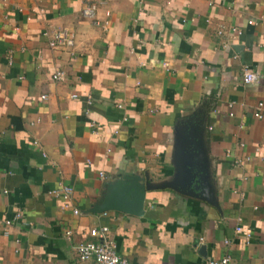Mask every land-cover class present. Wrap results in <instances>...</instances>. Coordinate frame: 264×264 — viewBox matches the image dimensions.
<instances>
[{
    "label": "crops",
    "instance_id": "crops-1",
    "mask_svg": "<svg viewBox=\"0 0 264 264\" xmlns=\"http://www.w3.org/2000/svg\"><path fill=\"white\" fill-rule=\"evenodd\" d=\"M180 164L211 202L159 187ZM133 177L142 216L95 211ZM101 227L132 264H264V0H0V264H95L74 247Z\"/></svg>",
    "mask_w": 264,
    "mask_h": 264
},
{
    "label": "built area",
    "instance_id": "built-area-1",
    "mask_svg": "<svg viewBox=\"0 0 264 264\" xmlns=\"http://www.w3.org/2000/svg\"><path fill=\"white\" fill-rule=\"evenodd\" d=\"M97 6L94 2L88 1L85 3L84 7L81 10V15L84 18L93 20V23L97 26L100 25V22L95 19ZM233 33L237 32V34H240V31H238L236 28H232L231 30ZM219 34H222L223 31L219 30ZM48 46L51 49H59L63 51L70 52L75 47V37L74 34L66 29H58L52 33V36L48 42ZM163 67H165V64H163ZM52 81L54 82H64L65 81V75L61 71H56L51 76ZM243 82L245 84H252L258 82V77L255 72L249 71L248 69H244L243 71ZM74 98L75 96L72 95ZM45 96H42L41 99H45ZM87 104H91V97L88 96L87 98ZM262 107L263 103H258L254 116L257 119L262 118ZM91 126L94 127V124L91 123ZM242 146V145H241ZM242 163L241 160H234L233 166H240ZM100 176L102 177L103 174L100 173ZM73 190L70 186L60 183L57 188L51 191V195L54 197H58L63 200L64 207H68L69 200L71 199ZM73 214L78 215L79 212L77 209H73ZM21 214L19 212H16L11 218V220H6L5 225L10 226L13 222H16L20 220ZM238 226L236 227V231L239 232L241 230V218H237ZM108 229L106 227H101L99 229H92L90 230V236L93 238H96V242H80L78 243L74 248L77 253L78 259L80 261H90L92 260L95 264H132L128 259L120 257L116 253L115 245L113 242L109 241L106 237ZM71 231H67L65 233L66 237L69 238L71 236ZM248 238V235H247ZM225 244L228 243V240H224ZM231 257L229 254H225L223 257L218 259H211L204 262V264H230Z\"/></svg>",
    "mask_w": 264,
    "mask_h": 264
},
{
    "label": "water",
    "instance_id": "water-1",
    "mask_svg": "<svg viewBox=\"0 0 264 264\" xmlns=\"http://www.w3.org/2000/svg\"><path fill=\"white\" fill-rule=\"evenodd\" d=\"M185 165L184 169L182 168L181 164L179 165V168H177L178 176H180L179 182L169 184L167 183L159 187L171 188L184 195L211 202L212 196L202 190V187H206L204 183L206 180L203 176V171L200 170V172H197L200 167L195 165L196 168H193L194 164H189L191 168L196 170L189 173L186 170ZM150 189H152V186H150L148 182L142 184L138 177H133L129 180L122 181L120 188L115 190L114 193V198L116 199L115 205H102L96 208L95 211L102 213L106 210H118L134 216H142L145 193Z\"/></svg>",
    "mask_w": 264,
    "mask_h": 264
}]
</instances>
